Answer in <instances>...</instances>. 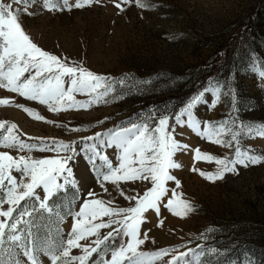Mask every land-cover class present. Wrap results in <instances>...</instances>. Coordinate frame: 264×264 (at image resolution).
<instances>
[{
    "label": "rangeland",
    "instance_id": "rangeland-1",
    "mask_svg": "<svg viewBox=\"0 0 264 264\" xmlns=\"http://www.w3.org/2000/svg\"><path fill=\"white\" fill-rule=\"evenodd\" d=\"M75 2L70 0L73 5ZM115 2L99 0L80 10L51 13L32 8L30 11L36 14L23 15L21 23L30 38L52 54L114 81L133 78L115 85L114 95L123 93L124 98L113 100L110 95L107 104L50 113L46 106L0 89V100L11 101L9 105H0V123L6 125L0 130V137L15 123L14 134L25 142L56 139L75 144L79 151L83 138L126 126L128 121L139 122L137 114L147 113L150 108L174 113L209 78L224 85V89L217 107L211 108L213 98L209 96V104L195 110L202 121L217 124L228 120V128H233L232 121L237 118L245 125L264 124V88L261 87L264 81L253 71L254 65L258 72L264 62V0H143L146 6H154L153 10L133 3L125 5L123 11L114 7ZM141 80L149 83L137 82ZM227 89L234 94V104ZM76 98L89 99L84 95ZM24 107L54 123L32 119L23 111ZM150 123L154 126L155 121ZM74 128L81 130H70ZM182 131L185 135L178 139L191 149L177 153L175 159L182 168L173 174L181 182L176 191L183 193L182 198L193 203L196 211L180 218L163 206L159 217L150 210L146 213L148 223L141 230L143 237L144 229H150L148 239L138 250L177 248L173 255L192 250L200 253L194 264H247L249 258L254 264H264V161L247 168L238 166V174H226L215 183L206 181L191 170L193 166L214 172L217 165L194 161L193 150L199 147L202 152L232 158L234 147L226 149L202 140L186 128ZM222 138L230 139V135ZM240 144L242 148H250L253 154L264 156V138L242 135ZM104 150L115 163L113 153L118 150ZM32 155L42 158L52 157L54 153L35 151ZM72 168L79 194L69 186L66 193L51 201L53 213L44 214L40 234L53 241L66 238L74 222L68 213L79 210L88 188L102 199H112L114 207H128L133 205L120 195L121 191L126 195H142L151 186L145 181L121 183L118 187L107 184L105 193L94 180L85 158L78 157ZM168 186L175 188L172 182ZM37 191L43 195L41 190ZM170 197L171 192L164 202ZM108 231L101 230V236ZM119 243L117 238L115 245ZM106 244L109 248L114 246L112 241ZM213 248L214 253L208 251ZM72 254L81 253L74 250ZM42 259L48 264L46 258ZM170 259L171 256L164 257L165 261Z\"/></svg>",
    "mask_w": 264,
    "mask_h": 264
},
{
    "label": "snow or ice",
    "instance_id": "snow-or-ice-1",
    "mask_svg": "<svg viewBox=\"0 0 264 264\" xmlns=\"http://www.w3.org/2000/svg\"><path fill=\"white\" fill-rule=\"evenodd\" d=\"M95 3L99 0H76L74 5L70 0H0V89L46 106L50 113L87 110L94 105L107 104L106 98L110 95L113 100L123 99V93L114 95L115 85H123L125 80L133 78L114 81L79 63L69 62L66 57L52 54L39 47L21 23L23 15L36 14L30 11L32 8L51 13L72 11L73 8L80 10ZM133 3L142 9L154 8L146 6L143 0H116L114 7L123 11L125 5L132 6ZM253 71L260 81H264V62L258 72L254 65ZM137 82L147 84L149 80ZM261 87L264 88V83ZM222 89L224 85L209 78L205 86L192 93L174 113L150 108L147 113L137 114L139 122L128 121L126 126L83 138L79 151L75 144L62 140L39 138L36 142H25L20 135L14 134L15 123L8 126L7 134L0 137V149L7 150H0V264H44L42 258H46L48 264H194L200 253L192 250L179 255H173L177 248L153 252L138 250L147 241L150 231L144 229L142 237L141 230L148 223L146 213L151 210L159 217L161 206L180 218L196 211V206L176 191L181 182L173 174L174 170L182 168L175 159L177 153H187L191 149L189 144L178 139L185 135L183 129L223 148L234 147L232 158L214 156L202 152L199 147L193 150L194 161L217 165L214 172L193 166L191 170L206 181L215 183L223 180L226 174H238V166L247 168L264 161V156L253 154L250 148H242L240 144L242 135L264 138V124L245 125L237 118L232 121L233 128H228V120L213 124L197 116L195 110L209 104V96L213 98L211 108L217 107ZM227 91L233 96L234 104L232 90ZM77 95L89 99L79 100ZM10 103L7 99L0 100V105ZM23 111L34 120L54 123L31 108L24 107ZM157 113L160 114L157 116ZM151 121H155L154 126ZM5 126L0 123V130ZM228 135L230 139L222 138ZM106 148L118 150L113 153L115 163L104 150ZM35 151L54 155L34 158L32 153ZM78 157L86 159L94 180L105 193L108 192L107 184L118 187L121 183L145 181L151 186L142 195H126L121 191L120 195L133 205L128 207H114L112 199H102L99 193L88 188L79 210L68 213L74 222L66 238L53 241L40 234L44 214L53 213L51 201L58 194L66 193L69 186L79 194L72 168V162ZM169 182L174 183L175 188L170 189ZM169 192L171 197L165 203ZM162 223L161 220L160 226ZM103 229L110 231L101 236ZM117 238H120L118 246L115 245ZM108 241L114 246L109 248ZM74 250L81 254L73 255ZM208 251L214 253L216 250ZM168 256L171 259L165 261L164 257ZM247 264H254V261L249 258Z\"/></svg>",
    "mask_w": 264,
    "mask_h": 264
},
{
    "label": "trees",
    "instance_id": "trees-1",
    "mask_svg": "<svg viewBox=\"0 0 264 264\" xmlns=\"http://www.w3.org/2000/svg\"><path fill=\"white\" fill-rule=\"evenodd\" d=\"M117 245V244H116ZM113 247V246H112Z\"/></svg>",
    "mask_w": 264,
    "mask_h": 264
}]
</instances>
